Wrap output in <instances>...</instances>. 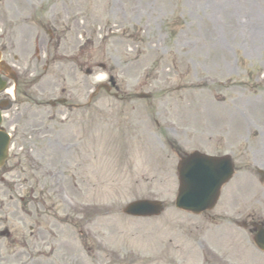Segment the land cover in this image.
Instances as JSON below:
<instances>
[{"label":"rangeland","instance_id":"obj_1","mask_svg":"<svg viewBox=\"0 0 264 264\" xmlns=\"http://www.w3.org/2000/svg\"><path fill=\"white\" fill-rule=\"evenodd\" d=\"M0 32L25 85L16 264H205L208 249L264 264L235 225L264 220V0H0ZM111 77L112 96L89 103ZM194 151L239 168L200 216L175 207L180 156ZM144 199L162 216L124 214Z\"/></svg>","mask_w":264,"mask_h":264},{"label":"water","instance_id":"obj_2","mask_svg":"<svg viewBox=\"0 0 264 264\" xmlns=\"http://www.w3.org/2000/svg\"><path fill=\"white\" fill-rule=\"evenodd\" d=\"M179 172L181 188L177 207L199 214L216 205L220 189L232 176L233 169L228 159L194 154L181 163ZM161 210L160 203L143 201L131 204L126 213L134 216H154L159 215ZM259 239H264V235Z\"/></svg>","mask_w":264,"mask_h":264},{"label":"flooded vegetation","instance_id":"obj_3","mask_svg":"<svg viewBox=\"0 0 264 264\" xmlns=\"http://www.w3.org/2000/svg\"><path fill=\"white\" fill-rule=\"evenodd\" d=\"M0 44L2 45L3 51L6 52L9 57H12L10 51L16 49V40L11 37H3L0 39ZM13 59L16 61V56H13ZM0 77L5 81L6 89L11 88L12 85L15 86V93L23 86L19 80L16 82V76L14 77L15 81L6 76L3 72L0 73ZM8 96L9 91H4L0 94V109H11V104L7 100ZM15 123V119H13L12 122H10L9 119L3 120V127L5 128L6 125V127L10 129ZM2 128L0 127V132ZM12 137L14 138L15 148V135L12 134ZM11 157L15 158L16 153L13 152V154L9 157L8 163ZM4 169L5 168L0 169V264H16V232L15 236L11 234V231L16 229V166L12 170V173H10V169L7 171ZM5 235H7L8 239L7 243L4 244L3 237ZM5 245H7V248ZM213 257L214 256L211 258ZM212 263L213 262L208 258L206 264Z\"/></svg>","mask_w":264,"mask_h":264},{"label":"bare ground","instance_id":"obj_4","mask_svg":"<svg viewBox=\"0 0 264 264\" xmlns=\"http://www.w3.org/2000/svg\"><path fill=\"white\" fill-rule=\"evenodd\" d=\"M102 78H100V80H101Z\"/></svg>","mask_w":264,"mask_h":264}]
</instances>
